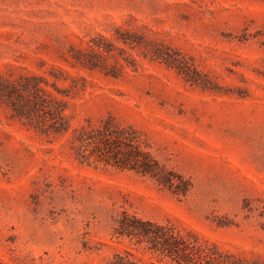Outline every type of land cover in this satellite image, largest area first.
<instances>
[{
    "label": "rangeland",
    "instance_id": "1",
    "mask_svg": "<svg viewBox=\"0 0 264 264\" xmlns=\"http://www.w3.org/2000/svg\"><path fill=\"white\" fill-rule=\"evenodd\" d=\"M26 76L57 86L69 129L0 97V264H176L116 237L123 213L264 262V0H0V78ZM107 118L165 186L75 158Z\"/></svg>",
    "mask_w": 264,
    "mask_h": 264
},
{
    "label": "trees",
    "instance_id": "2",
    "mask_svg": "<svg viewBox=\"0 0 264 264\" xmlns=\"http://www.w3.org/2000/svg\"><path fill=\"white\" fill-rule=\"evenodd\" d=\"M48 86L59 93L54 83L49 85L38 76L20 77L15 82L0 78V97L10 104L16 117L27 118L40 133L61 135L69 129L64 101L49 91ZM72 149L81 164L97 163L130 170L150 177L161 186L173 176L142 147L135 129L121 127L112 118L97 126L80 128ZM182 190L186 191L187 187ZM115 233L118 238L128 239L133 246H143L147 252L166 257L176 264H264L223 255L215 245L201 242L194 233L181 236L171 224H157L126 213L117 222ZM114 259L111 264H142L128 251L124 255L116 254Z\"/></svg>",
    "mask_w": 264,
    "mask_h": 264
}]
</instances>
